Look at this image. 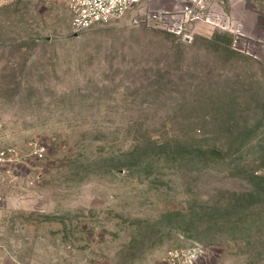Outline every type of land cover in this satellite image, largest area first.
I'll return each mask as SVG.
<instances>
[{"label": "rangeland", "instance_id": "1", "mask_svg": "<svg viewBox=\"0 0 264 264\" xmlns=\"http://www.w3.org/2000/svg\"><path fill=\"white\" fill-rule=\"evenodd\" d=\"M67 4L0 0V264H264V0H143L71 39Z\"/></svg>", "mask_w": 264, "mask_h": 264}, {"label": "built area", "instance_id": "2", "mask_svg": "<svg viewBox=\"0 0 264 264\" xmlns=\"http://www.w3.org/2000/svg\"><path fill=\"white\" fill-rule=\"evenodd\" d=\"M143 0H68L67 9L70 15V31L81 33L82 31L100 24L119 21L139 7ZM166 13L152 12L139 19L142 23L150 21L162 22L169 32L180 35L183 29V21L178 19L164 20ZM205 21L219 28H224L232 32L233 46L239 45L243 34L239 28L233 26L227 19L219 14L205 16ZM36 157L43 156V149H36ZM16 155L14 148H6L0 151V168L12 160ZM200 248L193 247H173L164 253L163 258L158 264H196Z\"/></svg>", "mask_w": 264, "mask_h": 264}, {"label": "water", "instance_id": "3", "mask_svg": "<svg viewBox=\"0 0 264 264\" xmlns=\"http://www.w3.org/2000/svg\"><path fill=\"white\" fill-rule=\"evenodd\" d=\"M76 36H77V34L76 33H73L72 35L68 36L67 38L71 39V38H75ZM41 40L48 41L49 40V37L41 38Z\"/></svg>", "mask_w": 264, "mask_h": 264}]
</instances>
